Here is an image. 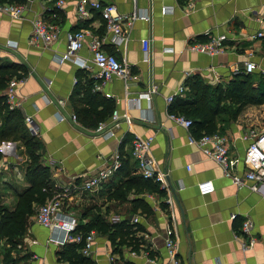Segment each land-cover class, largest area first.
I'll use <instances>...</instances> for the list:
<instances>
[{
	"label": "crops",
	"instance_id": "1",
	"mask_svg": "<svg viewBox=\"0 0 264 264\" xmlns=\"http://www.w3.org/2000/svg\"><path fill=\"white\" fill-rule=\"evenodd\" d=\"M99 1L113 4L122 16H128L136 7L149 20L123 19L125 39L120 40L106 31L98 11L89 9L88 17L80 18L77 0H66L61 9L55 7L54 18L53 11L46 10L54 4L51 0H16L26 7L22 19L0 14V64L18 63L26 68V79L16 92L15 109L22 118L30 116L39 130L35 137L41 145L39 162L49 173L52 189L56 184H79L111 164L117 154L120 166L122 159L128 158L137 173L136 161L130 155L132 140L136 135L152 138L150 156L156 182L160 188L164 185V196L124 192L119 198L121 180L115 172L95 191H79L77 186L66 196L64 210L77 217V233L84 236L94 232L88 257L95 264H172L164 245L165 229L172 227L180 264H264V186L252 191L248 180H243L242 186L234 185L214 160L188 143L191 129L168 118L166 103L169 95L184 97V82L190 76H198L205 85L225 88L235 76L243 75V63L248 59L257 66L250 73L256 87L264 71V47L261 37L252 35L263 27L264 0ZM40 13L58 28L56 41L46 49L28 43L31 20ZM79 29L87 36L75 56L85 67L68 60L59 63L56 58L66 49L65 33ZM207 33L227 36L221 52L209 56L188 49L190 43L206 40ZM90 35L97 36L101 48L125 64L135 78L126 83L113 78L93 91L96 70L88 49ZM153 86L156 92L146 100L141 95ZM179 87L183 91L176 94ZM86 94L111 102V113L101 122V133L70 119L74 112L71 99ZM113 111L119 116L116 123L111 121ZM125 115L130 123L124 121ZM249 128L264 131L263 104L246 105L234 120L226 113L217 120V133L228 147L232 175L242 176L248 168V140L243 135ZM109 129L111 134L106 136ZM0 154V206L13 211L29 187L25 178L29 158L20 140L1 142ZM204 180H211L214 190L200 195L196 185ZM136 197L148 203L151 214H131V200ZM231 214L235 215L233 219ZM97 215L109 224L132 223L138 217V251L126 245L113 246L108 235L93 226ZM245 218L251 221L255 238L254 245L246 249L243 244L247 238L241 232ZM61 239V233H51L28 216L21 242L10 247L0 237V264L5 258L15 264H68L61 254L67 243H57ZM76 245L81 249L83 243Z\"/></svg>",
	"mask_w": 264,
	"mask_h": 264
},
{
	"label": "built area",
	"instance_id": "2",
	"mask_svg": "<svg viewBox=\"0 0 264 264\" xmlns=\"http://www.w3.org/2000/svg\"><path fill=\"white\" fill-rule=\"evenodd\" d=\"M135 3V0H133ZM66 0H56L55 3L47 7L48 12H52V17L56 15L54 8H62ZM89 9L96 10L100 13L101 18L104 21V26L107 32L111 33L113 37L124 40L122 20L130 19L131 22L136 20H149L146 14L140 13L136 7L133 8L132 12L128 16H122L117 13L116 8L111 3H103L99 0H77L76 11L80 18H87L89 15ZM26 7L17 3H0V14L13 19H22L25 15ZM58 28L56 25L49 23L44 18L43 13L37 14L31 20V30L28 37V43L30 45L39 46L42 48H49L57 39ZM264 35V22L263 27L260 31L252 35V38H260ZM87 33L83 29H79L72 32L65 33V51L58 55L56 60L59 63L64 61L79 62L81 67L84 66V62L77 60L76 53L81 49L86 39ZM227 39L225 34L213 35L207 33V39L204 41H194L188 45V49L193 52L207 54L209 56L217 55L223 50V42ZM143 51H147V42L144 41L142 44ZM88 49L91 53V62L95 68L93 74V91L100 90L101 87L107 81L113 78L121 79L123 82H127L130 79L135 78L127 68L125 64L120 63L116 57L105 52L101 48V40L97 36L90 35L88 41ZM250 56V55H249ZM256 64L248 59L243 63V72L253 73L257 70ZM264 74V71H261ZM26 77L13 78L11 79L7 87L4 90V96L6 97V103L9 108L13 109L18 106L15 101L16 92L18 87L24 82ZM183 91L182 87H179L177 93ZM156 92V87L153 86L148 93L144 96L146 100L149 99V95ZM106 97H110V94H105ZM175 95H169L166 97V103L170 104ZM62 104V102H60ZM119 116L116 111H113L111 115V121L116 123ZM168 118L175 124L190 129L191 120L184 118L181 115H174L169 113ZM70 119L76 122V116L74 113L70 115ZM126 123H130L128 116H123ZM24 123L26 125L28 133L37 137L39 130L33 122L30 116L24 117ZM104 129L102 123L96 128L97 133H101ZM109 129L105 134L109 136L111 134ZM244 140H248V145L245 151V161L247 164V170L242 176L232 175L230 171L231 160L229 157L228 147L224 138L218 133L202 134L200 137L193 135L188 136V143L198 146L202 153L214 160L222 169L223 175L229 177L234 185L242 186L243 180L252 182L250 189L252 191H258L259 186H264V131H258L254 128L247 129L243 135ZM152 138H143L136 135L131 144V157L136 161V172L146 179H153L156 181V175L154 173V161L150 156V144ZM120 167L118 154L113 156L111 164L103 169L98 170L95 174L89 175L82 180L79 184H68V185H54L51 190V197L43 205H40L33 216L34 222L41 227L48 229L51 233L58 231L62 234V239L57 241L59 245L66 243L79 244L83 243L80 249V253L84 256H89L91 252L94 232L89 231L86 235L77 233L76 227L78 225V219L75 215L68 213L64 210V200L67 195H70L78 187L79 191H95L101 184H103L118 168ZM197 191L200 195H207L212 193L214 185L211 180H204L197 183ZM164 185H161V189ZM169 202V200H166ZM234 214H231L230 218L233 219ZM138 217L132 219V223H137ZM241 232L246 235V241L244 242V248H251L255 243V238L252 235V224L251 221L245 218L241 222ZM164 245L168 256L172 264H180L179 259L175 256L177 251L176 241L174 239V230L172 227L165 229Z\"/></svg>",
	"mask_w": 264,
	"mask_h": 264
},
{
	"label": "trees",
	"instance_id": "3",
	"mask_svg": "<svg viewBox=\"0 0 264 264\" xmlns=\"http://www.w3.org/2000/svg\"><path fill=\"white\" fill-rule=\"evenodd\" d=\"M15 1L0 0V3H15ZM55 1L51 0L52 3ZM261 44L264 47V35L261 37ZM26 74V68L18 63L0 64V91L5 90L11 79L24 77ZM259 77L256 87H253L255 82L253 75L243 73L241 76H235L223 88L205 85L198 76H190L184 82L187 89L184 97H174L168 106V111L191 120L190 129L195 137L217 133V120L221 114L226 113L234 120L246 105H264V74H260ZM71 105L77 121L88 128L96 129L111 113V102L107 99L99 100L94 94L72 98ZM9 140H20L29 158L25 174L29 183L28 189L20 195L13 211L0 206V237L13 247L23 240L27 218L31 216L33 208L43 205L50 199L52 185L48 171L39 162L40 143L28 133L24 118L19 111L9 108L6 97L0 95V143ZM134 170L135 168L130 167L128 158L122 159L121 166L114 173L115 177L121 180L117 188L119 198L124 197V192L136 194L154 192L164 196V191L158 182L143 178ZM121 191L123 195L120 194ZM136 212L147 216L151 214L152 209L143 198L136 197L131 200V214L134 215ZM93 226L100 232L106 233L113 246L126 245L133 251H138L141 243L135 233L141 230L140 225L127 221L109 224L101 215H97L93 220ZM75 231H80L79 224ZM79 250L78 245L67 243L63 246L61 254L68 264H95ZM3 264L15 263L5 258Z\"/></svg>",
	"mask_w": 264,
	"mask_h": 264
},
{
	"label": "rangeland",
	"instance_id": "4",
	"mask_svg": "<svg viewBox=\"0 0 264 264\" xmlns=\"http://www.w3.org/2000/svg\"><path fill=\"white\" fill-rule=\"evenodd\" d=\"M53 187H54V186H53ZM37 207H38V206H35V207L33 208V212H32V214H31V216H34V212L36 211Z\"/></svg>",
	"mask_w": 264,
	"mask_h": 264
},
{
	"label": "water",
	"instance_id": "5",
	"mask_svg": "<svg viewBox=\"0 0 264 264\" xmlns=\"http://www.w3.org/2000/svg\"><path fill=\"white\" fill-rule=\"evenodd\" d=\"M129 219H132V216H130Z\"/></svg>",
	"mask_w": 264,
	"mask_h": 264
}]
</instances>
